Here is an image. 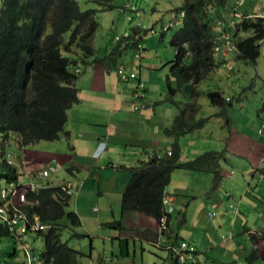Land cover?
<instances>
[{"label":"crops","instance_id":"1","mask_svg":"<svg viewBox=\"0 0 264 264\" xmlns=\"http://www.w3.org/2000/svg\"><path fill=\"white\" fill-rule=\"evenodd\" d=\"M231 1H227L228 8ZM257 1L260 2L258 7L252 4V0H245L238 11L241 14L250 13L264 6V1ZM228 18L230 15L225 13V19ZM111 43L96 49L92 39L96 56L83 60L86 64L83 72L78 67L73 68L74 72L78 69L74 81L78 100L67 111L64 129L68 135L28 146H19L16 140V144L10 143L9 148L15 158L13 165H16L19 174L17 183H13L27 190L44 187L50 183H45L43 179L48 178H42L39 172L49 165H55L57 171L51 173L55 175L51 177L53 182L50 185L69 186L70 193L64 192L70 195V200L73 196L75 209H79L82 202L91 203L90 197L98 196L96 191L99 195L115 193L113 200L119 197L124 220H114L112 224L118 230L116 237L121 245L124 239L129 242V238L133 244L138 240L141 245L147 242L152 247H159L157 243L161 245L164 241L177 245L180 240H185L196 247L207 264H263L264 130L259 132V128L261 119H264V110H260V107L256 113V131L253 126V130L243 129L228 119L223 121L221 113L213 121L216 127L207 129L205 124L178 138V161L194 162V165L176 167L169 172L161 196L167 227L159 230V221L145 211L138 208L123 211L122 194L132 179L133 169L154 161V156L162 158L171 155L174 138L164 131L173 124L178 112L177 103L167 98V92L160 91L161 97L164 93V98H156L149 91L145 93L147 88L141 72L137 74L134 68L116 65ZM102 53L104 57H101ZM72 56L79 60L78 54ZM93 59L99 61L92 62ZM118 68H122L124 73L134 71L136 78H132L134 82L131 84L142 83L144 89L137 91L139 96H135L136 90L129 85L130 82H122ZM179 94L177 92L176 95ZM147 97L157 105L152 107ZM167 99L171 103H166ZM160 102L162 106L158 105ZM213 111H216V106ZM197 116L209 118L200 111ZM99 147H103V151L94 157ZM207 152L210 153L200 157ZM216 174L218 182L215 185ZM169 206L172 211L167 213ZM22 209L26 213L24 207ZM202 230L205 235H209V232L214 234L213 238L207 239L204 250L194 244L195 232ZM32 234L27 233L24 241ZM156 249L164 252L165 248L160 246ZM254 249L257 258L249 262L247 257ZM164 253L166 259L163 264L168 258L166 251ZM100 260L112 262L114 259L102 257ZM23 264H26L24 257Z\"/></svg>","mask_w":264,"mask_h":264},{"label":"trees","instance_id":"2","mask_svg":"<svg viewBox=\"0 0 264 264\" xmlns=\"http://www.w3.org/2000/svg\"><path fill=\"white\" fill-rule=\"evenodd\" d=\"M236 1L233 0L232 7ZM95 2L106 10L113 8L112 0ZM226 4L227 0H183L173 9L171 20L180 18L181 26L170 38L175 52L166 62V66L169 65L167 98L177 103L178 112L172 126L164 131L174 138L173 147L170 156H154V161L133 169L132 179L122 194L123 211L138 208L160 222L164 214L162 186L167 183L169 172L176 167L194 165V162L178 161V138L203 127L208 120L197 116L198 84L219 64L227 63L214 51V36L218 33L228 35L238 59L255 63L259 57L260 41L264 40V19H244L216 28L217 20L224 19L221 10L215 7L221 6L224 11ZM3 5L0 20V180L9 184L17 183L19 174L16 165L7 163L4 158L5 148L10 147V144L5 146L6 140L15 143L12 136L17 137L19 146H28L68 135L64 129L67 111L78 100L74 83L77 74L71 68L77 60L72 54H78L81 61L95 55L91 40L99 22L96 9L82 10L76 0H3ZM211 6L215 7L211 9ZM160 32L162 38L165 31L161 29ZM246 32L250 34L245 35ZM137 34L138 30L132 28L131 33L123 37L124 45L114 46L111 53L119 55L123 48L131 46L136 49L135 55H141L143 49L137 43ZM98 61L93 59L92 62ZM134 71L129 70L127 75ZM170 79L174 80V85ZM177 92L187 100L175 101L173 97ZM207 97L212 106L221 108L217 114L225 112L226 101L222 96L211 92ZM260 110H264V102ZM217 182L218 174L214 184ZM26 196L24 210L28 215L36 214L46 226V230L37 232L43 238L40 255L44 261L74 264L81 252L62 241L63 229L68 228L76 238L87 234L76 231L80 217L68 209L70 195L60 186L48 184L28 189ZM3 235L12 236L7 226L0 224V236ZM255 258L257 251L254 249L247 260L251 262ZM261 258L264 262V253ZM2 264L11 262L4 260Z\"/></svg>","mask_w":264,"mask_h":264},{"label":"rangeland","instance_id":"3","mask_svg":"<svg viewBox=\"0 0 264 264\" xmlns=\"http://www.w3.org/2000/svg\"><path fill=\"white\" fill-rule=\"evenodd\" d=\"M76 1L82 10H97L99 27L92 37L96 49L109 46V42H112V47H116L118 44L124 45L123 37L128 36L132 28H136L138 30L137 43H140L141 49H143L141 55H135L136 49L128 46L115 56V63L116 65H124L128 69L134 68L137 74L141 72L142 81L147 88L145 93L152 92L154 97L159 98L161 97L160 91L167 92L169 65L166 66V62L173 58L175 52V49L170 45V38L181 26V19L174 18L171 20V15L174 12L173 9L182 4L183 0H112L113 8L108 10L103 9L95 0ZM227 1L230 2L231 0ZM252 4L258 7L260 2L252 0ZM229 6L224 11L221 6H211L210 8L215 7V10H221L223 19H225V13L230 16L232 14L233 0ZM170 22H172V26L164 32L161 38L162 26H167ZM248 34L250 32L245 33V35ZM117 37L119 40H116ZM263 49L264 40L260 41L262 53L259 54L256 63L238 59L236 55L233 57V54H229L230 57L228 58L223 57L222 61L227 63L219 64L198 84L200 95L197 98V103L199 104V111L203 116L209 117L205 123V128L216 127V123L213 121L215 116H219L217 113L221 111L220 107H216L217 113L213 111L214 106L212 107L207 97L208 93L212 92L219 94L224 99L226 97L230 99L224 104L225 112L221 116L223 121L228 119L233 125L243 127V129H252L253 126L256 131V127H254V124L256 125V113L260 109L264 97ZM72 53H76V51L72 50ZM104 55L102 53L101 57ZM85 66V62L77 60L71 68L78 67L83 72ZM75 73H77L76 70ZM134 78H136L135 75ZM170 81L174 85V80L170 79ZM128 82L136 90L137 84H131L134 82L132 79L126 83ZM143 90V88L138 89L139 92ZM163 96L164 93L161 98H164ZM147 98L149 99V97ZM179 99H181L180 102H184L180 94L174 97V100L178 101ZM149 100L152 107L157 105L151 99ZM166 103L171 102L167 99ZM158 105L162 106L163 103L160 102ZM13 139L17 140V137H13ZM11 164L13 165V163ZM54 175L51 174L47 177L48 179H43V181L51 184L53 182L51 177ZM7 188L8 184L4 180H0V189ZM65 188L69 189V186H61L63 191ZM96 193L98 196L90 197L91 203L82 202L79 209H75L73 205V196L69 200V208L75 210L81 219V225L77 227L76 231L89 235V237L76 238L71 236V231L68 228L63 229L62 241L83 253L76 264H163L164 259H166L164 252L166 251L167 256L169 254L166 249H163L164 252L157 250L156 248L159 247L147 245V242H143L141 245L138 240L133 244L131 238H129V242L124 239L121 245L120 239L116 237L118 230H115L112 224L114 220H124V215H121L120 199L117 196L113 200L115 193L112 192H104L101 195L97 191ZM93 207L98 210H94ZM66 222V219L63 218V223ZM222 235L225 234L222 233ZM211 236L212 238L214 236L212 232H209V235H205L203 230L195 232L196 243L194 244L197 248L203 249L207 245V239H211ZM24 242L29 249L37 254L43 250V239L38 234L30 235ZM161 245L164 243L162 242ZM133 248H135L134 254ZM128 251L129 254L127 255ZM23 257L21 245L16 241L14 235L0 236V264L4 260H11L12 264H23ZM102 257H113L114 260L112 262L101 261Z\"/></svg>","mask_w":264,"mask_h":264},{"label":"built area","instance_id":"4","mask_svg":"<svg viewBox=\"0 0 264 264\" xmlns=\"http://www.w3.org/2000/svg\"><path fill=\"white\" fill-rule=\"evenodd\" d=\"M242 2L243 0H237L236 5L231 8L232 14L230 18L224 20H217L216 28H220L224 24L234 25L244 19H264V6H262L255 12L241 14L238 9L239 5ZM3 9V0H0V20L3 17ZM181 15L183 16V13H181ZM171 25L172 22H170L167 26H162V31H166L170 28ZM116 39L119 38L117 37ZM213 41L214 51L216 53H219V56L228 58L230 57L229 54H234V46L230 42L228 35L224 33H218L214 36ZM138 55L139 54H137V56ZM76 72L78 71L76 70ZM117 73L123 81H128L129 79L134 78V73H128L127 75V73H124L123 69H118ZM141 88H143L142 83H138L136 85V92H134L135 96H139V93L137 91ZM262 130H264V119L260 122L259 132H262ZM9 144L10 142L6 140L5 146H8ZM102 151L103 147H99L95 151L94 157H98L102 153ZM4 158L10 164L13 163L15 159L13 157V152L10 150L9 147L5 148ZM55 171H57V166L49 165L41 172H39V175L42 178H47L51 175L52 172L54 173ZM30 187L32 188V185ZM26 190V188L17 187V185H15L14 183H9L7 189H0V222L4 223L7 226L10 233L14 235L16 241L20 243L26 264H46L42 256L34 252L32 249H29L24 242L27 233L37 234V232L40 230H46V226L40 222L39 217L36 214L28 215L23 211L22 207L27 201ZM65 191L67 193H70V189L68 188H65ZM164 201L165 203L168 202L167 199H165ZM166 209L167 213L172 211V208L170 206ZM166 220L167 216L166 212H164L163 216L160 218L159 230L166 229ZM157 246H161L169 251V259L165 264H173V259H176L178 264H207L204 261V258L202 257L201 253L199 254V252L197 251L196 247L185 240H180L177 245H172L171 243L164 241L163 246L158 243Z\"/></svg>","mask_w":264,"mask_h":264},{"label":"water","instance_id":"5","mask_svg":"<svg viewBox=\"0 0 264 264\" xmlns=\"http://www.w3.org/2000/svg\"><path fill=\"white\" fill-rule=\"evenodd\" d=\"M167 257H168V258H167L166 262H167V261H168V259H169V254H168V256H167ZM166 262H165V263H166ZM165 263H164V264H165ZM173 264H178V263H177V261H176V259H173Z\"/></svg>","mask_w":264,"mask_h":264}]
</instances>
